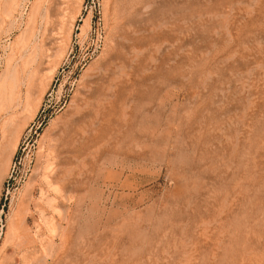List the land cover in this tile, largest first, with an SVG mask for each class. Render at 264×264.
Listing matches in <instances>:
<instances>
[{
  "label": "rangeland",
  "instance_id": "rangeland-1",
  "mask_svg": "<svg viewBox=\"0 0 264 264\" xmlns=\"http://www.w3.org/2000/svg\"><path fill=\"white\" fill-rule=\"evenodd\" d=\"M0 264H264V0H0Z\"/></svg>",
  "mask_w": 264,
  "mask_h": 264
},
{
  "label": "bare ground",
  "instance_id": "bare-ground-1",
  "mask_svg": "<svg viewBox=\"0 0 264 264\" xmlns=\"http://www.w3.org/2000/svg\"><path fill=\"white\" fill-rule=\"evenodd\" d=\"M116 66L117 65H115V67ZM98 70L99 71L96 73V75H93L92 78H90V80L86 82V85L83 86L84 90L82 92V97L77 104L74 114L71 115L70 119L67 122L66 131L74 126L87 123L92 118L98 120L99 125L101 123H104L107 119L109 111L115 105L118 86L111 83L113 76H115V72L113 71L112 67L108 65H105ZM64 132L65 130L63 131V133ZM61 137L62 136H60V138ZM52 142L55 141L52 140ZM59 142L60 139L58 138L53 146L57 155L61 156L65 153V151L61 149V145L59 144Z\"/></svg>",
  "mask_w": 264,
  "mask_h": 264
}]
</instances>
